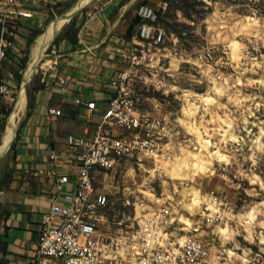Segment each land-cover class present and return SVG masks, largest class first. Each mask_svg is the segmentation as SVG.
Masks as SVG:
<instances>
[{
	"label": "clouds",
	"instance_id": "obj_1",
	"mask_svg": "<svg viewBox=\"0 0 264 264\" xmlns=\"http://www.w3.org/2000/svg\"><path fill=\"white\" fill-rule=\"evenodd\" d=\"M204 3L213 8L211 15L202 21L207 39L213 46L223 45L227 56V61L221 58L216 64L233 68L234 74L220 72L202 58L185 60L181 57L177 60L172 57L169 75L175 78L173 70L177 72L180 63L186 62L201 77L189 75L188 80L206 84V90L198 93L175 84L165 88V95L179 93L176 99L181 101L175 120L164 116V127L159 128V137H166L167 142L144 141L132 145L142 152L139 160L147 158L153 166L139 163V183L135 168L129 166L125 173L136 184L134 191L125 187L124 192L136 198L132 218L135 224L132 226L138 225L139 229L114 241V252L100 249L105 251L104 259H120L126 264H177L178 260L179 264H196L197 258L204 257L200 264H220L221 260L224 264H253L251 248L242 246L237 237L242 236L247 244L258 242L264 246V198L246 202L237 211L234 204L202 191L197 183V178L210 180L217 176L218 166L220 179L232 187L240 189L242 185L232 184L227 175L229 172L237 180L248 182L249 188L244 189L246 195L256 198L264 194V175L257 171L264 160V120L256 115L264 108V95L258 94L259 90H264V75L261 74L264 72V55L257 59L248 50L249 44L257 52L264 46V23L255 10L250 16L238 15L234 9L241 5L225 7L219 0L215 4L213 0H204ZM167 55L172 56L171 53ZM248 73L259 78L252 79L246 75ZM150 82L145 77V83ZM160 87L165 86L158 84L157 88ZM250 88L258 91H244ZM135 124H138V118L133 120ZM149 127L158 128V123ZM252 128L258 131L253 133ZM242 131L247 137L240 135ZM245 146L248 154H244ZM111 163L106 162V166ZM246 163L248 168L244 167ZM157 181L161 189L159 197L152 187ZM197 215L199 220L194 219ZM204 221L219 240L220 254L215 248L204 250L200 241V237L206 235L200 227ZM78 243L73 241L72 251L78 250ZM229 244L231 248L227 247ZM82 264H97V260L92 257Z\"/></svg>",
	"mask_w": 264,
	"mask_h": 264
},
{
	"label": "built area",
	"instance_id": "obj_2",
	"mask_svg": "<svg viewBox=\"0 0 264 264\" xmlns=\"http://www.w3.org/2000/svg\"><path fill=\"white\" fill-rule=\"evenodd\" d=\"M23 1L0 0V62L7 59L5 56L7 51L13 49L11 38L18 36L15 31L16 26L32 18L29 11L23 10ZM136 16L139 23L135 27L133 36L125 46L114 48L121 67L116 77L110 82L111 90L107 107L99 110L94 101H76L77 104L84 106L87 120L94 115L97 116L94 130L82 136H68L65 139L66 153L63 155L52 153L49 156L51 167L44 172L39 171L34 174H44L51 179L54 184V193L50 196L49 209L41 215L34 255L30 264H82L85 259L92 257L96 258L97 264H126L120 259H104L105 251L100 249L107 248L114 252L116 249L114 241L121 235L134 234L139 226H132L135 224L134 220L128 226L123 220L116 221V218L110 214L111 195L104 189L105 179L102 180V178L113 176L126 164L138 167L139 163H144L146 167L153 166L147 158L140 161L142 152L139 147H132V145L142 144L144 141L166 143V137L163 139L159 137V128L164 127L165 115H156L144 110L141 107L138 92L143 87H156L162 84L159 78L161 75L164 78H171L172 75H169L168 70L171 68L172 57L177 60L182 57L177 52V39L165 31L152 7L139 5ZM9 27L11 30H8ZM216 50L219 52L218 56L215 55ZM248 50L255 57L260 58L264 55V46L260 47L259 52L252 45L248 46ZM168 53L172 56H168ZM216 56L217 60L223 58L227 61L223 47L220 49L212 47V65L218 71L226 70L220 72L234 74V69L231 67L217 66L214 61ZM201 58L203 61H208L211 59V53L206 51L198 59ZM153 63L155 67H152ZM182 64L184 63H180L179 68ZM47 69H52V63L42 70V80L45 78L44 73ZM145 77L152 82L146 84ZM6 79L7 75L0 65V94L3 95L8 94ZM55 80L60 86L64 82L61 78ZM60 90H62L61 87ZM130 113L137 115L133 116ZM48 115L59 116L60 111L49 109ZM137 118L138 124L133 125V120ZM156 123L158 128L149 127ZM113 161L114 163H111ZM106 162L111 163V166H106ZM62 163L71 164L76 169L73 177L74 191L70 196L59 195L61 189L69 184V176L58 175L55 170V165ZM209 193L232 203L222 191L212 189ZM101 200L104 202L101 203ZM126 201L129 202V199H125L123 204L129 205ZM202 224L208 227L207 221ZM216 239L213 232L212 244L200 237L204 250L209 251L216 247L219 241ZM73 241L79 242L77 251H72ZM262 247L264 246H260L258 242L249 244L253 264H264ZM216 249L219 250L217 254H220L222 250ZM202 259L205 258H197L196 264H200ZM220 264H224L223 260Z\"/></svg>",
	"mask_w": 264,
	"mask_h": 264
},
{
	"label": "crops",
	"instance_id": "obj_3",
	"mask_svg": "<svg viewBox=\"0 0 264 264\" xmlns=\"http://www.w3.org/2000/svg\"><path fill=\"white\" fill-rule=\"evenodd\" d=\"M72 1L24 0L22 8L29 11L32 18L16 26L18 36L11 38L13 48L16 42L22 43L21 34L26 31V26L42 28L50 12L66 7ZM157 1L96 0L87 18L79 25L74 41L65 38L55 47L50 59L52 69L45 70L43 80V72L39 71L13 150V166L24 179L21 183L11 181L0 191L1 264H30L41 215L49 209L50 196L54 193L51 179L44 174H34L51 167L49 156L52 153H66L68 136L92 133L97 116L87 120L84 106L76 101H94L99 110L107 107L110 82L121 67L114 48L125 46L133 36L136 26L132 27L131 37H127V32L133 19L137 18V7ZM57 78L63 79L61 86L56 82ZM49 109L60 111V115H48ZM55 170L58 175L69 176V184L59 195H72L75 167L62 163L55 165ZM31 176L37 183L29 180ZM105 177L108 176L102 180L105 179L106 190L110 186Z\"/></svg>",
	"mask_w": 264,
	"mask_h": 264
},
{
	"label": "rangeland",
	"instance_id": "obj_4",
	"mask_svg": "<svg viewBox=\"0 0 264 264\" xmlns=\"http://www.w3.org/2000/svg\"><path fill=\"white\" fill-rule=\"evenodd\" d=\"M78 1L79 0H73L70 5L62 7L61 9H54V11L50 12L49 17L45 21L42 28L36 29L26 26L24 28V30L26 31H22V35H28V32L31 31L32 38H30L28 42L24 39V37H22V43L16 42L14 48L10 49L5 55L7 59H4L0 62L2 71L7 75L6 82L8 87V94H0V145L3 136L8 133V124L12 117L11 114H13L14 109L18 103V98L22 95L25 101L24 110L17 120L13 136L7 142V144L2 147V150L0 152L1 188L6 187L7 182L9 181L11 182L15 180L21 183L24 179L22 174L15 170L13 166V150L15 148V141L18 138L19 127L21 126L24 118L27 115V107L30 106L27 100L29 95L31 94L32 88L34 87V80L39 77V71L46 69L47 66L51 63L50 59L52 58V54L54 53V49L58 45V43L62 39L68 38V36L75 38L79 25L82 24V22H84V20L87 18L88 13L91 9H93L96 0H89L88 2L82 4V7L77 10L75 15L64 22V24L55 32V35L43 50L41 58L38 59L39 62L37 66H35L28 75L27 71L29 70V64L31 61L32 47L35 43V40L40 35H43L45 32H47L49 28H51L54 23L61 18V16L69 13L76 6ZM216 2L217 0H213V4H215ZM219 2L225 7L230 5H241V7L234 9V11L240 16H250L252 15V10H255L257 17L261 18L262 23H264V0H219ZM148 5L155 10L156 14L158 15L159 22L163 26L165 31L177 39V52H179L185 60H187L188 58L198 59L199 56L204 52L209 51L211 53V59L204 62L206 64L212 65V47L216 49H220L221 47H223V45L213 46L209 43V40L207 39L208 33L206 30V26L202 24V21L206 17L211 15L213 11L212 7L206 5L204 3V0H171L169 2L158 0L157 2H153ZM178 5L182 6V8H177ZM221 11H224V8H221ZM55 19L57 20L53 22ZM8 30H11V28L9 27ZM15 31H17V29ZM36 31L40 33L38 35H34ZM237 39L240 38L238 37ZM244 42L247 43V41ZM217 54L219 55V52L216 50L215 55ZM217 56L214 59L215 63L217 61ZM257 59H259V57H257ZM173 71L175 78L173 75L171 78H164L163 75L159 77L162 82L161 85H164L165 87H160L158 89L157 85L156 87L146 86L143 87L138 92V94L141 107L144 110H148L149 112L155 113L157 115L168 116L171 120L174 121L176 118V114L179 113V109L181 107V101L176 99V96L179 95V93L169 92L168 95H165V88L167 86L175 84L183 89H192L198 93H203L206 90L207 85L196 84L188 80L189 75L196 76L197 79H201V77L193 68V66L186 62L182 64L177 72L175 70ZM219 71L226 70L220 69ZM261 74L264 75V72H262ZM246 75L252 79L259 78V76H253L252 73H248ZM244 91H246L247 93H253L257 92L258 90L250 88L244 89ZM258 94L264 95V90H259ZM256 115L261 120H264V108H261L260 112H258ZM249 127H251V123L249 124ZM257 131L258 129L252 128L253 133H256ZM240 135L247 137V134L243 131L240 133ZM243 151L244 154H248V147L245 146ZM238 159H240L239 155ZM129 166L136 169V181L137 183H139L141 181L139 167L130 164H126L123 169L117 171L115 174H113V176L109 175L108 177H105L106 180H108L107 186H110L107 187L106 190H109L112 195L110 199V214L114 218H116V221L123 220L124 223L128 226L133 222L132 218L135 214L133 203L136 202V198L133 195H126L124 192L125 187H129L133 191L136 187V184L133 183L132 179L127 178L125 175L126 170ZM244 167L248 168L249 164L246 163ZM217 171L218 175L212 177L210 180L208 178H204L203 180L197 178V183L202 187V191L209 192L212 189L222 191V193L227 195L232 204L235 205L237 211H239L246 202H251L253 199H256L258 201L259 199L264 198V194H262L261 197L256 198L246 195L244 189L249 188L248 182L237 180L232 172L227 173V175L232 181V184L239 183L242 185L240 189H236L232 187L231 184L220 179V169L218 166ZM257 171L258 174L264 175V160L261 161V164ZM144 175L146 176L147 174ZM30 178L29 180L32 183H37L34 176H31ZM152 187L156 189V194L159 197L161 195L159 182H154ZM176 198L179 199V196H177ZM125 199H129V205L123 204ZM194 219L199 220V215H197ZM200 227L201 231L206 233V235L202 237L212 244V228L206 227L203 224H201ZM237 240L242 244V246L249 248V244H247V242L243 240L242 236L237 237ZM227 247L231 248L232 246L229 244L227 245ZM214 248H220L219 241ZM237 264H239V262H237Z\"/></svg>",
	"mask_w": 264,
	"mask_h": 264
},
{
	"label": "bare ground",
	"instance_id": "obj_5",
	"mask_svg": "<svg viewBox=\"0 0 264 264\" xmlns=\"http://www.w3.org/2000/svg\"><path fill=\"white\" fill-rule=\"evenodd\" d=\"M89 0H79L78 5L82 7L81 5L88 2ZM76 4V5H77ZM68 14L62 16L60 19H58L54 25L49 28L47 32H45L43 35H40L36 40L31 50V61L29 64V70L27 71V74L34 69L35 66H37L39 62V58H41L42 52L45 49V47L48 45V43L51 41L53 36L55 35V32L64 24V22L67 21ZM41 60V59H40ZM43 66V65H42ZM24 98L22 95L18 98V103L14 109L13 114H11V119L8 124V133L3 136L1 140V147L0 152L2 150V147L7 144V142L12 138L14 130L16 128L17 120L20 117V114L24 110Z\"/></svg>",
	"mask_w": 264,
	"mask_h": 264
},
{
	"label": "trees",
	"instance_id": "obj_6",
	"mask_svg": "<svg viewBox=\"0 0 264 264\" xmlns=\"http://www.w3.org/2000/svg\"><path fill=\"white\" fill-rule=\"evenodd\" d=\"M162 1H163V2H169V1H171V0H162ZM180 2H181V1H180ZM177 8H180V9H181V8H182V6H179V5H178V7H177ZM138 23H139V20H138V18H136V19L134 18V19H133V21H132V24H131V26H130V27H129V29H128V32H127V37H131V36H132V35H131V30H132V27H133V26H137V25H138ZM162 27H163V26H162ZM35 30H36V29H35ZM31 33H32V32H31V31H29V32H28V35H22V34H21V36H22V37H24V39H25L26 41H28V42H29L30 38H32V35H31ZM36 33H37V34H36ZM36 33H34V35H38L40 32L38 33V32L36 31ZM67 39H68V40H70L71 42H73V41H74V38H73V37H70V36H68V38H67ZM7 53H8V51H7ZM7 53H6V54H7ZM28 104L30 105L29 101H28ZM9 183H10V181H9V182H7V185H6V187H8ZM6 187H2V188L0 187V191H1L3 188H6ZM1 250H3V249H1V248H0V251H1ZM0 264H1V262H0Z\"/></svg>",
	"mask_w": 264,
	"mask_h": 264
},
{
	"label": "water",
	"instance_id": "obj_7",
	"mask_svg": "<svg viewBox=\"0 0 264 264\" xmlns=\"http://www.w3.org/2000/svg\"><path fill=\"white\" fill-rule=\"evenodd\" d=\"M80 8V6L77 4L68 14L67 20H69L70 18H72L75 13L77 12V10ZM64 16V15H63ZM62 17V16H61ZM60 18V17H59ZM58 19V18H57ZM57 19H55L53 22H55ZM25 83V82H24Z\"/></svg>",
	"mask_w": 264,
	"mask_h": 264
}]
</instances>
